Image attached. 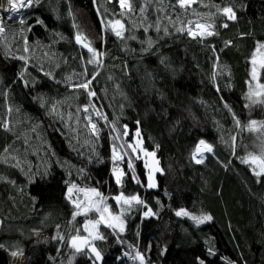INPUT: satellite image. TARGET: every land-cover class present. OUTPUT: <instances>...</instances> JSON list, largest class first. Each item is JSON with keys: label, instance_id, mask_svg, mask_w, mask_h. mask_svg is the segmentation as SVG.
Returning <instances> with one entry per match:
<instances>
[{"label": "trees", "instance_id": "1", "mask_svg": "<svg viewBox=\"0 0 264 264\" xmlns=\"http://www.w3.org/2000/svg\"><path fill=\"white\" fill-rule=\"evenodd\" d=\"M130 3L128 12L119 0H38L18 18L0 17V264H12L9 252L25 264H130L132 255L145 264H264V175L242 163L263 155L264 104L249 107L247 89L264 0ZM197 24L213 34L189 35ZM77 34L100 54L93 63ZM85 80L95 96L76 87ZM136 139L142 152L128 147ZM201 140L212 151L197 163ZM145 150L161 169L155 188ZM73 184L107 197L123 231L100 224L103 239L88 236L76 251L71 238L98 214L73 219ZM121 193L143 203L118 204Z\"/></svg>", "mask_w": 264, "mask_h": 264}, {"label": "snow or ice", "instance_id": "2", "mask_svg": "<svg viewBox=\"0 0 264 264\" xmlns=\"http://www.w3.org/2000/svg\"><path fill=\"white\" fill-rule=\"evenodd\" d=\"M4 2V0H0V4H2ZM38 0H6L7 5L9 6L6 10L10 13L16 14V13H20L22 9L24 8H29L32 7L34 3H37ZM178 5L181 8H185L187 6H190L193 3V0H177ZM119 5L121 7V9H124L128 12L132 11V5L130 3V0H119ZM141 13H143L145 11L144 8L140 9ZM222 13L223 15H225L227 17V19H234L235 18V13L233 11V9L231 7H225L222 9ZM21 23H24V21L22 20ZM109 23L112 25L113 30L115 31V34L118 37L122 36V30L124 28V25L121 23L120 20H115L114 22L109 21ZM191 23V22H190ZM117 26L119 27V29L121 30H116ZM224 27H227V24L223 25ZM197 28H200L202 31L199 33L200 35H212L213 33L211 31H207L205 32L204 30L207 29V25H202V24H197L196 25ZM159 27H157V31H159ZM184 29H178V31H183ZM5 29L2 25H0V33L4 32ZM145 31H147V28H145ZM166 31V30H165ZM189 35L195 36L197 35V33H194L191 29L188 30ZM76 41L77 43H81V35L77 34L76 36ZM84 47H86L88 49V51L90 53H92L93 56V60H89V63H93L95 60V57H97L98 55H100L99 53H97L92 47H90L88 44H84ZM149 46H151V41H149ZM259 49H264V44L259 45ZM27 50V49H26ZM20 59H24L23 57H20ZM252 64H253V69H252V73H251V78L252 80H256L257 79V74H256V68H255V64H256V60L255 58H253L252 60ZM261 67L264 68V60L261 61ZM21 78H22V74H21ZM91 83L90 80H85L84 82L76 85V87L82 88L84 89L87 94L91 97V96H95V93L89 90V84ZM259 88L261 89V91L257 92L254 91L252 89L251 83L249 84V93L247 94V98L250 100V105L249 107H251V105L260 103V104H264V99H256L255 97H261L264 96V85H259ZM87 107L84 108V111L87 112ZM91 122V121H90ZM237 124H239V121H237ZM257 124V121H250L249 124V130L250 131H254L255 129V125ZM261 127H264V124L261 125ZM92 129L93 131L96 130V125L92 124ZM137 136H139V132L136 133ZM202 146V147H201ZM128 147L132 148V151L135 152L136 148L133 147L132 145H129ZM202 150L204 151H208L211 152L212 151V146L205 144V142L203 140L200 141L199 145H197L196 148V153H200ZM126 154V153H125ZM145 155L148 156H154V153H147L145 152ZM122 156H118L115 153V148L113 149V160H120L122 159ZM138 158V157H137ZM194 158H195V154H194ZM197 163L202 162L201 160H197ZM158 163V161H157ZM242 163H250L252 165H256L255 168H253V172L257 177H260L262 175H264V155L261 156H257L254 154H249V158L242 160ZM129 168H132V164L129 163ZM256 168H259V171L256 170ZM157 171L159 169H156ZM114 172H116V182L119 184L121 182V175L122 173L117 172L116 169H113ZM149 187H155V185L153 183H151V175H149ZM73 189H76L77 192H85L87 193H91L93 197H95V200L88 198V203H84L83 201H77V200H73L74 206L77 209V211H74L73 213V219H75V217L77 215H80L81 212L79 211L82 208L83 205V213L86 215L88 212L90 211H95L98 214V218L95 220H86L84 226H83V230L85 232L88 233V236H91L93 239H103L102 236H100L99 234H94V230L97 228L98 225L100 224H106L107 227L110 228H115L117 227V223H119L120 225V230L123 231V221L121 220V214H113L112 211H110L109 206L106 203L107 197H104L99 191H97L96 189H79L76 187V185H72L69 189V199H73L72 197V192ZM113 199H115V201L118 204H123V205H131V203L133 201L137 202V203H143L142 201L139 200L138 196H130V197H126L124 196L123 193L115 196ZM145 215H148V213L146 212ZM176 215H188L187 212L184 211H179L176 213ZM193 219L197 220V223H202L205 220H211L210 216H205L202 218H197V217H192ZM88 237H82L79 235V230H77V235L73 236L71 238V246L73 248L76 249V251H81V247L80 245H86L88 244ZM91 251L95 253V256L97 259H100V253L99 251H97L95 249V247L91 248ZM13 256L17 255L16 252L12 253ZM141 262L143 264V257H141Z\"/></svg>", "mask_w": 264, "mask_h": 264}, {"label": "rangeland", "instance_id": "3", "mask_svg": "<svg viewBox=\"0 0 264 264\" xmlns=\"http://www.w3.org/2000/svg\"><path fill=\"white\" fill-rule=\"evenodd\" d=\"M195 0H193V2H194ZM9 6L7 5V3H6V0H4V2L2 3V4H0V17L4 14V16L6 15H9L10 16V14H12L13 15V13H10V12H8L6 9L8 8ZM27 8H24V9H22L21 10V12L20 13H18L19 15L20 14H22L25 10H26ZM16 15V14H15ZM8 16V17H9ZM11 17V16H10ZM202 25H205V24H202ZM194 33H197V35H200L199 33L202 31L200 28H197V27H195L193 30H192ZM205 32L207 31V29L206 30H204ZM262 44H264V42H262V43H260L259 45H262ZM259 45L257 46V48H256V50L254 51V53L252 54V57H251V59H250V62H251V73H252V69H253V64H252V60H253V58H255V60H256V64H255V68H256V74H257V79L256 80H252V78H250V80H249V83H248V89H247V94L249 93V84L251 83V86H252V89L254 90V91H257V92H259V91H261V89L259 88V85H264V83L261 81V69H262V67H261V61L262 60H264V49H259L258 50V48H259ZM262 97V96H261ZM261 97H255L256 99H260ZM249 100V99H248ZM250 101V100H249ZM258 127V126H257ZM256 128V127H255ZM255 131H260V128H257ZM256 132V133H257ZM261 137L262 138H264V132L261 134ZM261 137L259 136V135H257V144L259 143L258 142V140H259V138H260V140H261ZM133 147H135L136 148V150H138L139 151V149H140V152H142L141 151V149H143L142 148V146H141V142H139V139H136L135 140V143H134V146ZM257 147H258V150L260 151L261 150V152H262V154L264 155V139H262L261 140V142L257 145ZM145 152H147V153H154L155 154V152L154 151H144V153H143V158L145 159V161H146V165H147V168H148V182H147V187L148 188H155L156 187V185H157V183H156V174L161 170L160 169V166H159V163H157V161H158V159H157V156H156V154L154 155V156H148V155H145ZM117 155H119L118 154V152H117ZM254 155H256V154H254ZM257 156H259V155H257ZM198 160V159H197ZM199 160H201V159H199ZM254 168L256 167V165H252ZM115 167V166H114ZM117 168H119V166H116ZM156 169H159L158 171L156 170ZM256 170L257 171H259V168H256ZM117 171V170H116ZM119 172V171H118ZM115 173V176H116V172H114ZM149 175H151V183H153L154 185H155V187H149L148 185H149V183H150V181H149ZM120 179H121V177H120ZM72 195V194H71ZM78 197H80L79 199H78ZM88 198H91V199H93V200H95V197H93L92 196V194L91 193H87L86 194V196H81V195H76V197H75V199L73 198V199H71V202H72V204L74 205V203H73V200H77V201H83L85 204L86 203H88ZM82 214H84L83 213V205H82V208L79 210ZM148 213V215H146V216H149L151 213L150 212H147ZM121 220L123 221V225H122V227L124 228V226H125V222H124V220H123V218H121ZM117 223V222H116ZM119 225V224H118ZM98 227V226H97ZM119 227H120V225H119ZM79 234H80V236H82V237H88V233L87 232H85L84 230H83V226H81V227H79ZM94 234H98L97 233V228L94 230ZM36 235V238L37 239H39L40 241H42V242H45V243H49V241H50V239L49 238H47V237H45V236H43V235H41L40 233H36L35 234ZM89 237H91V236H89ZM92 247H95V246H91L90 247V249L92 248ZM95 249L97 250V248L95 247ZM98 251V250H97ZM92 252V251H91ZM94 255H95V253L94 252H92ZM8 255H9V260H10V262L12 263V264H25V262H26V257L23 255V254H17V255H15V256H13L12 255V253H8ZM133 256V255H132ZM136 257V256H135ZM141 255H138L137 257H136V262H134V263H139V264H142V262H141ZM129 258V257H128ZM99 261H101V258L100 259H98ZM127 261H128V259H127ZM131 264V263H130ZM143 264H145V260H144V258H143Z\"/></svg>", "mask_w": 264, "mask_h": 264}, {"label": "built area", "instance_id": "4", "mask_svg": "<svg viewBox=\"0 0 264 264\" xmlns=\"http://www.w3.org/2000/svg\"><path fill=\"white\" fill-rule=\"evenodd\" d=\"M21 15V14H20ZM18 13H16V15L15 14H10V16L9 15H7V16H9V18H18L19 16H20ZM93 130V129H92ZM202 147V146H201ZM197 148V147H196ZM208 151H204V150H202L200 153H196V149H195V151H194V154H195V158L196 159H201L206 153H207ZM128 262L129 263H134V262H136V257L135 256H129V258H128Z\"/></svg>", "mask_w": 264, "mask_h": 264}, {"label": "water", "instance_id": "5", "mask_svg": "<svg viewBox=\"0 0 264 264\" xmlns=\"http://www.w3.org/2000/svg\"><path fill=\"white\" fill-rule=\"evenodd\" d=\"M75 41H76V40H75ZM76 44H77L78 46H80L81 49L88 51V49H87L86 47L83 46L84 44H88V43H87L86 41H84L82 37H81V43H77V41H76ZM88 45H89L90 47H92L90 44H88Z\"/></svg>", "mask_w": 264, "mask_h": 264}]
</instances>
